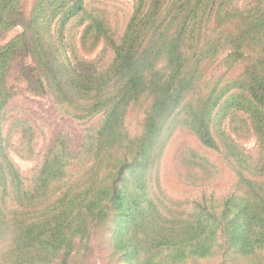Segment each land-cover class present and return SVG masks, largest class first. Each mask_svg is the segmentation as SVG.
I'll return each mask as SVG.
<instances>
[{
	"label": "trees",
	"instance_id": "16d2710c",
	"mask_svg": "<svg viewBox=\"0 0 264 264\" xmlns=\"http://www.w3.org/2000/svg\"><path fill=\"white\" fill-rule=\"evenodd\" d=\"M132 1L116 41L85 0H0V36L22 28L0 45V264H86L95 248L106 264H264V0ZM99 44L106 67L83 55ZM19 53L33 61L26 91L71 119L101 116L76 148L57 133L27 181L11 156L35 155L33 125L10 109ZM178 130L197 142L174 156L190 184L227 169L231 191L157 193L152 173ZM250 135L255 153L240 144Z\"/></svg>",
	"mask_w": 264,
	"mask_h": 264
},
{
	"label": "rangeland",
	"instance_id": "374dc122",
	"mask_svg": "<svg viewBox=\"0 0 264 264\" xmlns=\"http://www.w3.org/2000/svg\"><path fill=\"white\" fill-rule=\"evenodd\" d=\"M31 3L32 0H21V7L27 8ZM85 3L88 11H97L101 16L107 17L112 26L114 39L117 41L131 16L133 1L85 0ZM74 26L76 27L74 28V32L79 36V32L84 28V25ZM21 31L22 28L20 25L10 27L0 36V45L5 44L10 39L17 36ZM93 51L91 53H83L84 57L88 60L95 61L100 59L96 62L97 66L106 67L111 59V50L99 44ZM31 64L33 65V61L29 54L19 53L16 58L12 60L7 75L9 85L13 86L16 91L10 102L11 112L14 115L28 118L36 133L34 141L35 155L32 159H22L11 151V156L22 172L23 177L26 178V181L30 178L35 166L42 161L48 145L57 133L61 131L66 132L72 140V147L76 148L79 146L85 131L95 125L101 117L97 115L86 120L71 119L60 113L49 96L33 95L26 91L23 70L26 66ZM137 113L139 116L141 115L138 110ZM137 113L131 115V119L128 121V128L133 134L138 132L136 128ZM17 138V135L13 137L14 144L17 143ZM240 144L247 151L251 153L256 152L255 139L253 136L250 135L248 138L242 139ZM184 145L196 147L197 142H195L193 137L186 131L178 130L173 132L160 155L158 169L152 173L151 183L157 193H163L168 198L174 200L193 201L201 199L203 195L208 196L213 194L221 196L232 190V185L235 183V180L227 169H224L215 179L203 183L202 180H199L200 183L191 185L190 182L194 181V178L186 177L185 173L181 171L183 168L180 167L174 159L177 151ZM253 155L255 156V154ZM213 157L215 158L216 156L214 155ZM101 251L102 250L95 248L86 264H106L105 261L103 263L101 262ZM71 264H80L79 259L73 260ZM196 264H212V262L199 259Z\"/></svg>",
	"mask_w": 264,
	"mask_h": 264
}]
</instances>
